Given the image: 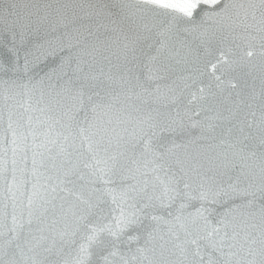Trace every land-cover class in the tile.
Segmentation results:
<instances>
[{"label": "water", "instance_id": "water-1", "mask_svg": "<svg viewBox=\"0 0 264 264\" xmlns=\"http://www.w3.org/2000/svg\"><path fill=\"white\" fill-rule=\"evenodd\" d=\"M219 7L202 5L189 18L173 10L138 5L135 0H0V38L3 39L0 61L5 67V72L0 73V81L4 82L0 84V224L4 225V232L7 233L12 226L14 215L27 220L30 200L34 213L33 231L38 223L36 215L43 214L45 225L58 221L48 232L57 239L58 233L69 228L73 222L75 197L61 192L59 188L56 193L51 192L58 182L57 177H63L72 165L65 164L66 158L57 155L58 146L50 145L54 162L48 161L46 168L40 167V157L37 156L39 171L34 175L33 141L28 134L27 121L31 115V127L39 133H47L48 124H38L35 119H45L44 114L35 111V100L41 94L48 96L60 91L58 84L63 80H58L56 74L49 79L46 73L57 68L68 54L67 51H60L61 42L63 46L73 45V52L86 49L91 53L84 55L87 61L85 71L98 76V79L85 89L88 94L100 92L104 95L112 90L123 93L119 96L118 107L127 108L134 118L150 115L166 129L158 138L160 150L165 153L159 163L165 170L170 168L182 177L181 188L184 182L190 185L184 191L192 195L201 191L209 195L221 191L229 193V196H220L216 204L205 205L213 217L218 218L230 208L236 210L233 215L237 218L240 213L254 211L253 208L241 207L253 199L243 195L244 189L256 192L257 205L264 203L256 162L250 161L253 166L246 169L253 182L231 167L232 163H240V160L235 150L229 147L251 132L252 136L245 144L257 153L264 150L259 147L261 128H264L261 124L264 118V55H261L264 32L259 31L258 14L255 22L250 16L245 17L247 0H233L227 14L216 16L213 13ZM9 11L19 15L10 16ZM133 24L140 26L148 39L137 45L134 59L129 55V63L124 59L123 34ZM253 24L256 26L249 27ZM145 25L147 30L143 28ZM11 31L15 32V45L20 57V70L15 73L9 70L12 62L8 53V48L12 46ZM162 31L168 36L167 47L158 51L157 34ZM247 51H253V56H246ZM221 53H224V60L220 59ZM26 54L29 61L27 72L23 70ZM212 65L216 66L215 69ZM127 69H131V73ZM121 77L131 82L125 84ZM132 77H138V80ZM10 80H16V84H11ZM24 84L28 87L20 86ZM30 103L32 110L25 111ZM72 103L67 96L61 100L62 106ZM85 114L75 113L76 121H82ZM61 115L60 107L47 114L53 119H60ZM108 119L115 121L111 113L98 114L95 121L98 128L106 126ZM9 123L12 128H9ZM69 123V116L64 115L61 125H54L49 138L56 139L57 134L62 132L58 144L64 143L63 137L71 131L68 143L74 139L79 146L76 123H71L70 129L62 126ZM249 124L253 127L249 128ZM111 127L114 131H109L108 136L113 141V151H116L117 137L131 140L132 133L139 127V120L123 124L115 121ZM13 129L17 131L16 144L12 143ZM21 133L28 135L27 141ZM43 138L41 136L36 143L39 144ZM119 150L124 149L121 147ZM80 152L86 155L84 147L80 148ZM83 158L73 152L72 164L80 165ZM160 176L162 179L163 173ZM136 177V180L127 176L125 179L129 183L148 179L151 194V184H157L155 176L141 177L136 173ZM229 185H235L240 192H232ZM91 191L89 187L88 192ZM179 203L177 201L172 209L154 208L149 211L154 215H164L166 211L175 213ZM199 203L194 202L197 207ZM101 207L106 208L107 205ZM192 210L189 208L187 211ZM256 220L258 222V216ZM146 224L157 228L152 245L156 248V259L176 264L180 258L178 250L172 248V244H164L170 238L167 235L169 226L163 221L148 220ZM161 244H164L163 257L160 256ZM168 249L175 254L169 253ZM65 251H71V248L66 247ZM148 255L151 257L152 253ZM4 259L7 261L9 257ZM49 260L59 261L60 257L50 255Z\"/></svg>", "mask_w": 264, "mask_h": 264}, {"label": "snow or ice", "instance_id": "snow-or-ice-1", "mask_svg": "<svg viewBox=\"0 0 264 264\" xmlns=\"http://www.w3.org/2000/svg\"><path fill=\"white\" fill-rule=\"evenodd\" d=\"M233 0H135L138 5L150 6L154 9L173 10L181 13L184 17H193L194 13L202 5L220 6L213 14L216 16L225 15L229 12ZM248 9L245 17H251L257 21L259 16V31L264 32V0H247ZM19 15L13 11L8 13ZM208 15V14H206ZM14 23V22H13ZM253 24L249 27H255ZM147 30V26H143ZM148 37L143 34L141 27L133 24L128 32L123 34L124 59L129 63V55L135 58L137 45ZM168 36L166 32L157 34L159 49L167 47ZM0 44L3 39L0 38ZM11 44L8 53L12 57L10 71L15 73L20 70L19 51L15 45V32L11 31ZM73 45L63 46L61 42L60 51H67V55L61 59L57 68L52 69L46 76L51 79L53 74L63 83L58 84L60 91L45 96L41 94L35 100V111L44 114L45 119L36 117L38 124H48L47 133H39L36 128L31 127L33 117H27L29 135L32 137L33 145V174L38 173L36 157L39 156V166L46 168L48 161L55 158L51 155L53 148L50 145L58 146L57 155L66 159L64 163L72 165L64 173L63 177H57V184L51 188L56 193L57 188L61 192L75 197L76 203L72 212L73 222L69 228L58 233L59 238L48 234L52 224L58 221L53 220L48 225L44 224L43 214L36 215L38 221L35 231L32 230L34 213L31 210L32 201H29L28 218L12 217V226L7 233L3 231L4 225L0 224V264H171L163 259H156V248L153 245L157 232L156 227L146 224V221H163L167 224L170 237L164 244H172V248L178 250L179 259L176 264H264V203L259 205L255 202L256 192L243 190V195L251 196L253 199L247 201L241 207L253 208L254 211L240 213L239 218L233 215L236 211L230 208L227 212L213 217L211 210L205 207L207 204H216L220 196H229L226 191L209 193L201 191L196 195L184 191L190 185L184 182L180 187L182 177H178L169 168L165 170L163 164L159 163L165 153L160 150L158 138L166 131L149 115L144 118H134L127 108L121 109L119 96L123 93H116L114 90L106 91L104 95L100 92L88 94L85 89L98 76L85 71L87 61L84 55H91L86 49L73 52ZM264 55V44L261 45ZM253 51H247L246 56H253ZM107 59V57H105ZM221 60H224V53H221ZM27 54L24 57L23 70L28 69ZM215 69V65H212ZM131 73V69H127ZM5 72L3 61H0V73ZM29 82L31 77L28 78ZM111 79V77H109ZM124 80L123 77H121ZM137 79L138 77H132ZM219 79V77H217ZM15 85L16 80H10ZM130 80H124L125 84ZM4 83L0 81V84ZM27 88L28 85H20ZM129 92L132 89H128ZM67 96L73 103L61 105V100ZM60 107L62 115L60 119H53L47 114L55 108ZM66 109V110H65ZM30 103L25 111H31ZM86 113L82 121L77 122L75 113ZM100 113H111L115 121L121 124L139 120V127L132 133V139L117 137V148L113 151L114 145L109 138V131L115 122L113 119L105 121L106 126L99 127L96 124V117ZM90 114V115H89ZM64 115L69 116L71 123H76L77 133L80 138L79 146L73 139L68 143L72 132L64 136V143L58 141L63 133H58L56 139H50L54 125H61ZM198 115V113H197ZM11 121V114L9 116ZM71 123L62 125L71 128ZM264 125V118L261 120ZM249 128L253 125L249 124ZM9 128L12 124L9 123ZM90 129H97L90 131ZM243 132V129H241ZM27 141L28 135L20 134ZM44 138L39 144L37 140ZM252 133L244 136L243 140H237L229 145L235 150L240 163H232L233 169L239 170L240 176L247 175L254 182L246 169L252 167L250 161H255L260 173V192L264 193V150L257 153L254 148L245 144ZM13 144H16L17 131L13 129ZM27 147V145H26ZM85 148V153L80 148ZM123 148L121 151L119 148ZM264 149V128H261L260 145ZM43 149V151H40ZM15 151V149H13ZM170 152L171 149L169 148ZM73 152L84 157L80 165L72 164ZM131 152V155L128 153ZM47 153V155H46ZM82 165V166H81ZM53 166L55 164L53 163ZM143 169V170H141ZM136 173L141 177L154 175L157 184H151L153 189L149 194L150 181L143 179L139 183H129L125 177L136 180ZM160 173H163L161 179ZM71 187H68V186ZM89 187L92 191L89 193ZM251 187V184H249ZM157 188L159 191L157 192ZM232 192H240L235 185H229ZM87 193V195H86ZM106 197V198H105ZM55 199V196H53ZM64 199V197H61ZM179 201L175 213L166 211L164 215H154L149 209H172ZM199 201L197 207L194 202ZM51 203V201H48ZM101 205H107L106 208ZM192 208V211H187ZM47 212V209H45ZM259 217L257 222L256 218ZM166 217H170L167 219ZM27 228V232L25 229ZM5 237H7L5 239ZM160 239L163 241L164 237ZM164 244H161L160 256L164 255ZM71 251H65V248ZM152 253L150 257L148 253ZM171 254L172 249H168ZM59 256V261L49 260V256ZM9 259L5 261L4 257Z\"/></svg>", "mask_w": 264, "mask_h": 264}]
</instances>
